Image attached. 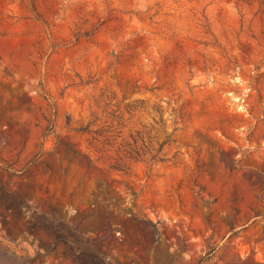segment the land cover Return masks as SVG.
<instances>
[{"label":"rangeland","instance_id":"obj_1","mask_svg":"<svg viewBox=\"0 0 264 264\" xmlns=\"http://www.w3.org/2000/svg\"><path fill=\"white\" fill-rule=\"evenodd\" d=\"M0 264H264V0H0Z\"/></svg>","mask_w":264,"mask_h":264},{"label":"trees","instance_id":"obj_2","mask_svg":"<svg viewBox=\"0 0 264 264\" xmlns=\"http://www.w3.org/2000/svg\"><path fill=\"white\" fill-rule=\"evenodd\" d=\"M99 135V134H98ZM98 138L97 137H92L91 138V142H90V145L91 146H95L96 147V145H97V143H98ZM99 154H100V160H106V161H111V162H113L114 164L112 165V167H114V168H119L118 166V164H121L122 163V160H120V161H115L114 162V160H113V158L110 156V153H109V150L108 149H105L104 147H101L100 149H99ZM120 159H122V158H120Z\"/></svg>","mask_w":264,"mask_h":264}]
</instances>
